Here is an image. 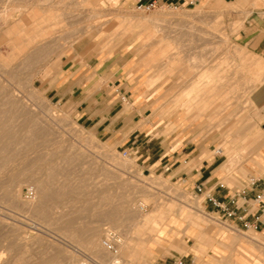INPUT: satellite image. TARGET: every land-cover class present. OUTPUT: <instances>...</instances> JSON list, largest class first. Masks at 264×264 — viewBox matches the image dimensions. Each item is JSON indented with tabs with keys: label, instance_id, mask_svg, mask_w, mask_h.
<instances>
[{
	"label": "rangeland",
	"instance_id": "1",
	"mask_svg": "<svg viewBox=\"0 0 264 264\" xmlns=\"http://www.w3.org/2000/svg\"><path fill=\"white\" fill-rule=\"evenodd\" d=\"M237 1L220 9L203 0L142 11L109 0H0V264H50L60 254L63 264H154L186 241L206 243L190 247L194 264H217L226 250L236 262L264 264V241L248 238L264 235V223L234 229V222L208 212L202 196L144 155L161 144L168 152L205 147L226 162L231 140L241 151L233 154L237 161L224 170L223 182L238 186L253 175L264 180L248 149L264 144V115L251 101L264 56L245 37L263 28L264 2ZM205 22L217 24L227 41V63L219 66L226 79H216L209 103L197 102L189 84L192 62L209 59V50L183 34L188 25ZM76 49L82 61L121 63L123 102L137 138L112 139L85 127L73 106L46 93L45 77L56 58ZM207 69L200 74L211 73ZM51 110L62 121L46 125ZM245 166L250 171L244 173ZM86 228L99 233L95 250L85 240ZM109 229L121 236L117 254L101 244ZM149 246L153 258L145 255Z\"/></svg>",
	"mask_w": 264,
	"mask_h": 264
},
{
	"label": "crops",
	"instance_id": "2",
	"mask_svg": "<svg viewBox=\"0 0 264 264\" xmlns=\"http://www.w3.org/2000/svg\"><path fill=\"white\" fill-rule=\"evenodd\" d=\"M117 6L124 9H132L140 2L149 3L156 1L159 5L164 3H171L175 5H189L203 0H109ZM208 1L209 5L217 4L216 8H221L225 4L233 5L236 0H204ZM240 1V0H239ZM237 1V2H239ZM247 37L254 47L264 56V26L262 29L254 32H245ZM93 38H89L90 41ZM73 47V45H72ZM71 47V48H72ZM81 47V46H80ZM80 49V48H79ZM76 49L72 52L66 51L59 58L54 61V67L49 70L45 77L43 88L46 93L55 99L57 102L73 106L77 112V120L85 127H90L96 132L104 131L109 138L121 139L123 136L128 135V140L137 138L139 134H135L137 129L134 128V119L131 120L129 111L124 105L123 100L126 96L123 91V81L120 78V71L122 65L120 62L111 61L99 58L97 62H92L91 58H85L84 61L80 58V50ZM79 50V51H78ZM67 52H69L67 54ZM53 65V64H52ZM123 95V98L121 96ZM251 101L253 105L260 110L264 115V80L259 83L251 93ZM137 140H133L134 144ZM232 149L227 151L228 160L220 162L217 154L210 155L205 147H194L189 150H174L168 152L167 148L162 144L146 148L144 155L146 160L152 159L153 165L156 169H164L163 171L168 174V177L188 187L193 193L202 196L205 202V208L208 212L218 214L221 218V211L213 205L205 201V193L210 192L214 194L219 200L229 202L236 196L238 207H246L249 205L247 198L241 195V191L248 189V178L241 179V185L234 186L223 182L225 176L224 170L237 160H233V154L240 152L241 148L228 140ZM137 146L135 153L140 151ZM152 155H149L152 150ZM248 149H252L253 155L250 158V164L256 171H264V144L250 145ZM219 152H223L222 146L218 147ZM169 168V169H167ZM250 171L246 166L243 172ZM254 176V175H253ZM264 179V178H263ZM202 184L206 190L205 193L200 194L197 192L196 187ZM264 186V180L262 182ZM251 192L249 196H252ZM241 212L242 209H239ZM249 220L258 227L264 223V213L260 214L257 209L251 208L248 216ZM231 220L235 223L236 227L241 228V223H237L234 219H225L224 221ZM179 225L169 227L172 231ZM204 236L200 239L203 241ZM252 244L261 243L264 241V235L259 232L257 236H249ZM263 243V242H262ZM154 244V243H152ZM192 244H206L201 242H194ZM264 244V243H263ZM189 243L181 242L179 250L172 253L163 259H158L154 264L162 263L173 256L184 257L187 260L196 262V254L190 247ZM153 246V245H152ZM152 246H149L145 251L148 258L154 257ZM187 251V252H186ZM224 260H219L217 264H225V260L231 256L228 255L229 250L222 251ZM233 258V257H232Z\"/></svg>",
	"mask_w": 264,
	"mask_h": 264
},
{
	"label": "bare ground",
	"instance_id": "3",
	"mask_svg": "<svg viewBox=\"0 0 264 264\" xmlns=\"http://www.w3.org/2000/svg\"><path fill=\"white\" fill-rule=\"evenodd\" d=\"M46 1V0H45ZM261 2H264V1H262V0H260ZM67 4H69V3H67ZM261 4L262 3H260L259 1H255L254 3H253V5L256 7V6H261ZM73 9V8H72ZM71 9V10H72ZM50 10V9H49ZM5 14V13H4ZM164 17V16H163ZM70 18H74V16L73 17H70ZM157 20H163V18L162 17H159V18H157ZM4 24V23H3ZM2 24V25H3ZM205 26H199V25H194V24H192V25H188L187 26V29L183 32V34H188L189 36H191L192 37V39L194 40V42H199L198 44H197V47H199V48H201L202 50H203V52L205 51V50H209V52L208 53H210L209 55L211 56H208V57H210L209 59L206 57L205 59L203 58H201V62L199 61V62H196V61H194V62H192V67H193V72H192V74L189 76V84L191 85V87H192V90H190V92H192L193 94H194V96H195V98L196 99H198L197 100V102H203L204 101V103H209V101H211V98H212V96H210L209 94H211V93H213V91L214 90H216L217 89V87H218V85L216 84V79L217 78H221V79H226L225 77L226 76H223L222 74L221 75H219L220 74V68H219V66H221L222 68L225 66V64L227 63L226 61H225V58L222 56V54H223V52H222V49H223V46H226V44H227V41L225 40V38L223 37V34L220 32V29H219V27H218V25L217 24H213V23H211V22H205ZM6 25H8V24H6ZM5 25V26H6ZM4 29V28H3ZM41 29V28H40ZM48 34V33H47ZM182 34V35H183ZM180 36V35H179ZM178 36V37H179ZM183 48V47H182ZM187 48V47H186ZM226 48V47H225ZM228 49V48H227ZM186 51V50H185ZM182 52V51H181ZM187 52V51H186ZM203 52L201 53V51L199 52V53H201V54H203ZM238 52V51H237ZM175 53H177V52H175ZM179 53V52H178ZM235 54V53H234ZM239 54V53H238ZM176 55V54H175ZM178 55V54H177ZM204 56V55H203ZM180 57V56H179ZM227 57V56H226ZM170 58V57H169ZM191 58V57H190ZM189 58V59H190ZM217 58H218V60H217ZM174 59H175V57H174ZM194 60H196V59H194ZM170 60H168V62H169ZM191 61V60H190ZM188 62V61H187ZM181 63V62H180ZM234 66V65H233ZM190 67V66H189ZM204 67H207L208 69H210V71H211V73H205L206 71H204V73H202V74H200V72H201V70H203L204 69ZM207 69V70H208ZM206 70V69H205ZM157 71V70H156ZM191 71V70H190ZM260 74V73H259ZM161 75V74H160ZM159 75V76H160ZM228 76V75H227ZM259 76V75H258ZM257 76V77H258ZM241 77V76H240ZM252 78V77H251ZM163 79H165V78H163ZM162 79V80H163ZM253 79V78H252ZM264 79V74L263 75H261L260 77H258L257 79H256V82H258V81H261L262 82V80ZM255 80V79H254ZM157 81V80H156ZM222 82V81H221ZM176 84V83H175ZM223 85V84H222ZM182 86H183V84H182ZM226 86V85H225ZM232 89V88H231ZM228 92H229V90H227ZM226 91V92H227ZM189 92V93H190ZM227 94V93H226ZM225 94V95H226ZM189 95L190 94H188V96L187 97H189ZM209 95V96H208ZM218 96H219V94H218ZM190 98V97H189ZM218 99H219V97H218ZM195 102V101H194ZM223 102V101H222ZM219 103V102H218ZM217 103V104H218ZM4 104V103H3ZM213 106V105H212ZM211 107V106H210ZM212 108V107H211ZM31 114V113H30ZM211 114V113H210ZM46 116H47V120H45V121H43V123H46V125H48L49 123H51V122H56V121H60L61 120V118L57 115V114H55L54 112H53V110H51V111H49V113H47L46 114ZM62 121V120H61ZM61 124V123H60ZM45 125V126H46ZM59 128V127H58ZM34 130V129H33ZM29 131V130H28ZM31 131V130H30ZM63 133H64V131H63ZM69 133V132H68ZM9 136L11 135V134H8ZM8 136V137H9ZM13 136V135H12ZM40 158V157H39ZM38 158V159H39ZM36 160H37V158H35ZM34 160V159H33ZM36 162V161H35ZM52 162V161H51ZM32 164V163H31ZM125 166V165H124ZM55 172L56 171H54V170H51V174H55ZM48 173V172H47ZM66 180V179H65ZM7 182V181H6ZM5 182V183H6ZM64 184H66L65 182H64ZM63 184V185H64ZM70 188V187H69ZM10 190V189H9ZM39 191H41L40 190V187H39V189H38V193H39ZM85 191V190H84ZM21 192H20V190L18 191V194H20ZM41 194H42V196L43 197H45L46 195H47V192L45 191V190H42L41 191ZM106 194V193H105ZM103 196H105V195H103ZM35 197V196H34ZM106 197V196H105ZM107 198V197H106ZM105 201H106V199H104ZM109 200V199H108ZM103 201V200H102ZM119 201V200H118ZM108 202V201H107ZM107 204V203H106ZM111 205V204H110ZM114 205V204H113ZM111 207V206H110ZM113 207V206H112ZM116 207V206H115ZM88 208V207H87ZM109 208V207H108ZM114 208V207H113ZM132 208V207H131ZM130 208V209H131ZM133 209V208H132ZM104 210V209H103ZM111 210V209H110ZM118 210V209H117ZM106 211V210H105ZM109 212V211H108ZM110 213H112V212H110ZM116 213V212H115ZM108 214V213H107ZM116 215V214H115ZM135 218V217H134ZM108 219V218H107ZM76 222V221H75ZM73 221H70L69 222V224L70 225H73ZM103 223V222H102ZM88 224V223H87ZM67 225V224H66ZM100 225V224H99ZM75 226V225H74ZM88 227V226H87ZM99 228V227H98ZM93 229V228H92ZM94 229H95V227H94ZM96 230V229H95ZM86 231H89L87 234H88V238L87 237H85V240H88V245H89V248L92 250V249H94L95 250V246H96V248H97V243H96V238L98 237L97 235L99 234L97 231V233L95 232V231H91L89 228H86ZM85 233V234H86ZM87 238V239H86ZM73 239V238H72ZM99 240V239H98ZM97 240V241H98ZM79 241V240H78ZM96 243V244H95ZM101 244H102V246H103V243L101 242ZM263 244V243H262ZM84 245H85V243H84ZM101 246V245H100ZM100 246H99V248H100ZM86 247H87V245H86ZM85 247V248H86ZM104 247V246H103ZM88 247L86 248L88 251L90 250ZM98 248V249H99ZM105 248V247H104ZM119 248H120V244H119ZM97 250V249H96ZM99 251V250H98ZM90 252V251H89ZM92 252V251H91ZM109 252V251H108ZM52 255V254H51ZM67 255H69V254H67ZM97 255V254H96ZM95 255V256H96ZM103 255V254H102ZM98 256H99V254H98ZM97 256V257H98ZM66 256H63V255H57L56 257H55V259H54V261H53V263H50V264H63L64 263V261H65V258ZM69 257H70V255H69ZM68 257V258H69ZM101 257H99V259H100ZM98 259V258H97ZM243 259V258H242ZM241 259V260H242ZM74 261V260H73ZM102 261H103V259H102ZM106 261V260H105ZM112 262H113V260H112ZM73 263V262H72ZM101 263V262H100ZM110 263V262H109ZM108 263V264H109ZM24 264V263H23ZM26 264V263H25ZM68 264V263H67ZM111 264H113V263H111ZM114 264H122V262H120V261H115L114 260ZM226 264H257V263H254V262H251V261H248V260H246V261H243V262H236L235 261V259H232V258H229V259H227V261H226Z\"/></svg>",
	"mask_w": 264,
	"mask_h": 264
},
{
	"label": "built area",
	"instance_id": "4",
	"mask_svg": "<svg viewBox=\"0 0 264 264\" xmlns=\"http://www.w3.org/2000/svg\"><path fill=\"white\" fill-rule=\"evenodd\" d=\"M264 1V0H262ZM163 6L171 7L175 4L164 3L161 4ZM159 4L156 1H151L149 3L140 2L137 5V9L142 11H149L151 9L156 8ZM169 169V168H167ZM262 178H256L254 176H250L248 178V189L242 190L240 193L242 196L247 198L249 205L246 207H238V202L236 196H234L229 202L219 200L214 194L210 192H206L204 186L199 184L196 187L198 193H205V201L217 209L221 211V219H234L237 223H241V228L233 226L236 230L250 229L254 228L255 230L258 228V224H253L248 216L250 214L251 208L257 209L260 214L264 213V186L262 185ZM33 190V189H32ZM31 190V191H32ZM253 193L252 196H249L250 193ZM239 209H242L240 212ZM121 242L120 234L113 230L109 229L106 232V235L103 237L102 243L105 249L112 254H117L119 252V244ZM78 264H86V263H78ZM159 264H193L192 261L187 260L184 257L173 256L168 260L159 263Z\"/></svg>",
	"mask_w": 264,
	"mask_h": 264
}]
</instances>
